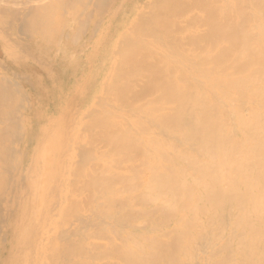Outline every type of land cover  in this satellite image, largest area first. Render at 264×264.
Instances as JSON below:
<instances>
[{
	"label": "bare ground",
	"instance_id": "bare-ground-1",
	"mask_svg": "<svg viewBox=\"0 0 264 264\" xmlns=\"http://www.w3.org/2000/svg\"><path fill=\"white\" fill-rule=\"evenodd\" d=\"M0 264H264V0H0Z\"/></svg>",
	"mask_w": 264,
	"mask_h": 264
}]
</instances>
